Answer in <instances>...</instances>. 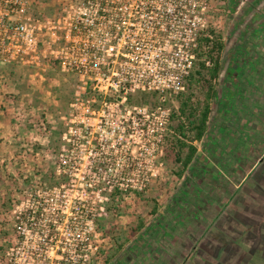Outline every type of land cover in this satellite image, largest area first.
Wrapping results in <instances>:
<instances>
[{
  "label": "built area",
  "instance_id": "obj_1",
  "mask_svg": "<svg viewBox=\"0 0 264 264\" xmlns=\"http://www.w3.org/2000/svg\"><path fill=\"white\" fill-rule=\"evenodd\" d=\"M214 4L64 0L52 5L53 15H34L28 0H0V64L45 65L79 82L70 103L69 137H63L68 154L54 171L64 181L45 190L51 201L53 194L77 196L48 207L37 191L36 204L19 213L27 217L17 223L20 247L7 251L11 264H93L107 204L115 197L119 206L118 198L142 191L155 174L170 103L188 88L200 38L212 39L210 28L219 33L210 20L220 12ZM142 95H155L159 104L133 101ZM93 129L100 137L92 136ZM105 132L115 136L103 138Z\"/></svg>",
  "mask_w": 264,
  "mask_h": 264
},
{
  "label": "rangeland",
  "instance_id": "obj_2",
  "mask_svg": "<svg viewBox=\"0 0 264 264\" xmlns=\"http://www.w3.org/2000/svg\"><path fill=\"white\" fill-rule=\"evenodd\" d=\"M59 1L64 0H31L32 13L53 15L52 5ZM215 1L220 12L210 20L219 27L225 49L222 76L215 84L217 97L211 100L208 134L203 141L195 142L198 154L180 177V166L169 145L173 137L180 139L174 130L179 121L171 118L169 131L156 152L155 174L147 187L118 198L123 201L119 206L116 200L107 204V215L99 220L101 235L96 239L100 254L127 244L124 232L103 226L107 223L104 220L118 219L121 229L130 234L139 221L152 219L170 232L159 231L162 238L167 235L168 244L156 243L163 248L156 249L161 261L152 257L154 264H165V254L169 264H264V211L255 209V199L248 208L240 204L257 180L250 179L235 191L253 166L264 172V106L258 108L255 97L262 92L256 93V85L264 79V0ZM78 83L75 77L45 65L0 64V264H11L7 251L20 247L16 244L17 223H25L27 217L19 213L24 208L29 212L27 207L36 204L38 195L48 207L73 201L77 196L73 192L65 198L63 193L58 198L53 194L55 200L51 201L52 195L45 190L64 181L54 171L61 155L68 154L63 137H69L70 103ZM139 100L133 101L140 104ZM178 101L170 103L172 115L179 109ZM149 103L152 107L159 104L157 98ZM98 133L93 129L92 136L100 137ZM114 136L103 133V138ZM253 138L259 141L255 146ZM182 141L187 142V138ZM236 150L238 157L234 156ZM261 181L256 184L261 187L257 191L264 197V178ZM163 214L175 217L174 222L165 224ZM246 215L256 220H247ZM153 250L133 246L132 252L136 253L132 259L137 260L136 264H148L150 255L143 258V252ZM140 252L143 254L136 257ZM130 256L129 251L125 253L126 258ZM19 263L25 264V260ZM119 263L131 264L128 259Z\"/></svg>",
  "mask_w": 264,
  "mask_h": 264
},
{
  "label": "trees",
  "instance_id": "obj_3",
  "mask_svg": "<svg viewBox=\"0 0 264 264\" xmlns=\"http://www.w3.org/2000/svg\"><path fill=\"white\" fill-rule=\"evenodd\" d=\"M212 39L200 38L197 51L198 61L189 78L186 92L179 96V109L172 115V120L179 123L174 127L177 134L187 138L182 141L177 137L169 140L170 150L174 154L175 163L180 166L178 175L181 177L185 170L193 163L198 154L195 142H201L207 135L211 100L217 97L216 82L223 71L221 56L225 49V42L220 33H214L210 28ZM204 58L211 60L212 65L206 66ZM140 102L146 103L155 99V95H142ZM115 201V197H112ZM141 228V227H140Z\"/></svg>",
  "mask_w": 264,
  "mask_h": 264
},
{
  "label": "crops",
  "instance_id": "obj_4",
  "mask_svg": "<svg viewBox=\"0 0 264 264\" xmlns=\"http://www.w3.org/2000/svg\"><path fill=\"white\" fill-rule=\"evenodd\" d=\"M28 1L32 4L31 0H28ZM33 7H34V5H32V10L34 9ZM221 76H222V74L220 75L219 78H221ZM256 86H257V89H258L256 93L260 92L259 90H261L263 92V93L260 92L259 95H257V94L254 93L255 94V97L257 98L256 99L257 105L256 104L255 105L259 108V107H263L264 106V79L261 81V83L258 82ZM254 94H251V98L253 97ZM250 101H252V100H250ZM263 112H264V110H263ZM261 113H262V111H261ZM222 114H225V112L223 111ZM220 129L222 131V128H220ZM250 129H247V130L250 131ZM207 134H208V131H207ZM252 142H253L254 146L259 143L258 139H256V138H253L252 139ZM252 154H254V153H252ZM252 154H250V155H252ZM234 156L235 157H238V151H237V153L234 154ZM259 159L260 158L257 159L258 160L257 162H259ZM253 178L257 180L256 184L257 183H259V184L262 183L261 180L264 178V172L263 171L262 172L261 171L259 172L258 169L256 170L254 168V166H253L250 170H247L246 171V173H245V181H242L238 185V187H235V191H238L239 188L241 189L243 187V185H245L250 179H253ZM256 184L253 183V185H254L253 188L254 189H252V188L251 189L250 188L247 189L248 192H246V194H245L246 196H244L242 198V199L245 200V203L243 202V200L241 198H239V200L241 199L240 204L241 205L242 204H245L244 206H246V208H248V204H253V202L258 201V205L255 206V209L256 210H261V212H263L264 211V205H263L264 204V197L261 196V192L257 191L259 188H261L260 185L258 186ZM261 186H263V185L261 184ZM254 199L256 201H254ZM236 201L239 202L238 200H236ZM161 213H159V214H161ZM175 213L176 212H173L174 215H175ZM164 215L165 214L162 215L163 216L162 219H163V221H164L165 224L171 223V222L173 223L174 222L173 220H175L174 219L175 217L174 218L167 217L168 215L165 217ZM155 216H157V215H155ZM246 216L247 217H245V218L247 220L249 219L252 222H253V220H256L254 217L252 218L250 215H246ZM105 221L107 223L106 224H103V222L105 223ZM244 221L246 223V220L245 219H243V222ZM103 222H102L103 226H107V225L108 226H111V227L113 226L112 228H115L116 230H120V232H124V235L126 236V238H124V241H126L127 244H126L125 247H121L120 249H113L110 252H103V254L102 253L101 254L99 253L98 256L96 257V260L94 261V264H120L119 262L122 261V262L125 263L127 259H128V263L136 264L137 260L136 261L133 260L134 259V254L133 253H136V252H132V247L133 246L134 247L135 246H138L141 250L142 249H149L150 250V247L151 248H154V250L151 253H149L148 251H145V252H143L144 254L140 252V253H137V255H136V257H140L139 254L140 255L143 254V256H142L143 258L146 257L147 255H150L149 259H151V260H149V261H151V262L150 263L148 262V264L153 263L154 260H153L152 257L156 258L158 261H161V259L157 258L158 255L155 254V251H156V249L163 248V247H159L158 245L157 246H155V245H156V243H162V244L167 245L168 244V240L166 239L167 235L166 234H165V236L163 235V238H162L161 237V234L159 233V231H161V232L165 231L167 233H170L169 231H166V230H164V228H162L163 224L161 222L160 223H156V222L153 223L152 219H144V220H141V221L138 222V226L136 227V230H134V229L131 230L130 234H127L125 232V229L124 230L121 229L122 227H121V225H119V222L120 221H118V219H115L114 221H112L111 219H108V221L107 220H104ZM121 222H123V221H121ZM258 222H259V220H258ZM246 224L248 225V222ZM213 240H215V239H213ZM139 242H140V245H138ZM111 246H112V244H111ZM148 246H149V248H148ZM105 248H107V247H105ZM128 251L130 252V255H131L130 257L131 258H126L125 257V253H127ZM165 252H167V250ZM163 256H164V258H166L165 264L171 263V261L168 260L170 258H168V256H166V254L163 255Z\"/></svg>",
  "mask_w": 264,
  "mask_h": 264
}]
</instances>
